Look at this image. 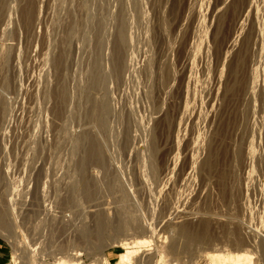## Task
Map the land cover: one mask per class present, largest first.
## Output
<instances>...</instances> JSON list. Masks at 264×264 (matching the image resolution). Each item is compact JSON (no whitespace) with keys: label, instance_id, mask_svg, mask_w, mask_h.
<instances>
[{"label":"rangeland","instance_id":"obj_1","mask_svg":"<svg viewBox=\"0 0 264 264\" xmlns=\"http://www.w3.org/2000/svg\"><path fill=\"white\" fill-rule=\"evenodd\" d=\"M10 1L0 0V210L13 231L0 224V264H52L63 246L82 264H118V236L101 250L79 237L96 205L121 220L118 238L146 242L132 264H198L211 250L264 264V0ZM101 17L115 18L107 28L127 64L109 76L107 136L91 116V95L104 96L94 67L111 66ZM93 126L109 164L90 200L79 163ZM182 224L212 245L190 246Z\"/></svg>","mask_w":264,"mask_h":264},{"label":"bare ground","instance_id":"obj_2","mask_svg":"<svg viewBox=\"0 0 264 264\" xmlns=\"http://www.w3.org/2000/svg\"><path fill=\"white\" fill-rule=\"evenodd\" d=\"M4 1H6V3H8L7 2V0H4ZM8 1H10V0H8ZM29 0H27V2H28ZM32 1V0H31ZM103 1H105V0H103ZM111 1V0H110ZM11 2V1H10ZM1 3H5V2H3V0H2V2ZM5 3V5H6V7L8 6L9 7V5H10V3H9V5L8 4H6ZM13 3H15V2H13ZM13 3H11V4H13ZM19 3V5L21 4V3H23L22 1H21V3L20 2H18ZM113 3V2H112ZM0 5H2V4H0ZM4 5V4H3ZM2 5V6H3ZM15 5V4H14ZM18 4H16V6H17ZM10 6H12V5H10ZM20 6H22V5H20ZM26 6H28V5H25V8H26ZM34 6V5H33ZM7 7V8H8ZM13 7V6H12ZM15 7V6H14ZM35 7V6H34ZM1 8V7H0ZM3 8V7H2ZM16 8V7H15ZM23 8V7H22ZM10 9H11V7H10ZM14 9V8H13ZM13 9H11V10H13ZM29 9H30V7H29ZM35 9V8H34ZM2 9H0V11H1ZM3 10H6L7 11V9H3ZM17 10V9H16ZM26 10H28V8H26L25 9V11ZM31 10V9H30ZM194 10V9H193ZM6 11L4 12V13H6ZM9 11V10H8ZM29 11V10H28ZM39 11H40V9H39ZM18 11H16V13H17ZM31 12V11H30ZM30 12H29V14H30ZM3 13V15H5ZM9 13V12H8ZM13 13V12H12ZM25 13V12H24ZM31 13H33V11L31 12ZM36 13H37V11H36ZM70 13V12H69ZM116 13V12H115ZM1 14V13H0ZM23 14V13H22ZM29 14H28V16H29ZM34 14V13H33ZM33 14H32V16H33ZM93 14V13H92ZM6 15H7V13H6ZM17 15V14H16ZM96 15V14H95ZM110 15V14H109ZM7 16H12L11 15V13H10V15H7ZM36 16V15H35ZM39 16V15H38ZM74 16V15H73ZM113 16V15H112ZM0 17H1V15H0ZM13 17H15V16H13ZM21 17V16H20ZM24 17H26V15L24 16ZM96 17V16H95ZM95 17H93L92 19L94 20V18ZM115 17V16H114ZM113 17V18H114ZM34 18V19H33ZM116 18V17H115ZM114 18V19H115ZM4 19V18H3ZM9 19V18H8ZM12 19V18H11ZM31 20V18H28L27 17V20ZM32 19L34 20L33 22H35V20L37 19V17H36V19H35V17L33 16L32 17ZM63 19V18H62ZM68 19V18H67ZM70 19V18H69ZM78 19V18H77ZM114 19H112V20H114ZM2 20V19H1ZM109 20H111V17H108V18H106V17H101V18H98L97 19V21H96V23L94 22V26H96L97 27V30H98V32H99V37L102 39L101 40V42H100V45H101V48H102V50L104 49V50H106V51H109V54H108V58H109V55H110V57H111V61H109V62H111V66L110 67H112L110 70L111 71H109L108 69L110 68H107V66L106 65H108V64H106V65H103L102 66V64L100 63V64H98V62H97V64H98V66H97V64L95 65V67H94V70L95 69H97L96 70V72H95V74H94V76H93V81L95 82L94 84H95V86H97L98 87V89H101V90H103L104 91V96H103V98H101V101H98L100 98H98L97 99V96H96V94H93V95H91L92 96V101L95 103V104H97V105H95V106H93L92 108H91V116H92V118L95 120V122H94V124L97 122L102 128H104V131H105V129H107V132H108V129L109 128H112L113 127V125L110 123H108L109 122V120H107V118L108 117H106V115H109V114H107V112H110L111 111V108L113 109V107H111V102H110V86H109V76H110V73L111 72H113L114 74H112L113 76L115 75V73L116 74H118V72L119 71H124L125 69H126V66H127V64L125 63L124 64V60H123V58L120 56V53H119V49L118 48H114V42L112 41V39H113V34H112V32L107 28V24L109 23L108 21ZM111 20V21H112ZM21 21V20H20ZM68 21V20H67ZM114 21H116V20H114ZM7 22H9V21H6V23ZM14 22H16L15 21V18H14ZM26 22V21H25ZM32 22V21H31ZM70 22V21H69ZM3 23V22H2ZM11 23V22H10ZM13 23V22H12ZM17 23V22H16ZM19 23V22H18ZM28 23V22H27ZM29 23H30V21H29ZM28 23V24H29ZM114 22H112V24H113ZM1 24V23H0ZM14 24V23H13ZM2 25V24H1ZM4 25H5V21H4ZM17 25V24H16ZM20 25V24H19ZM26 25V24H25ZM25 25H24V28H25ZM111 25V24H110ZM56 26V25H55ZM2 27V26H1ZM13 27H14V25H13ZM35 27V26H34ZM75 27V26H74ZM11 28V27H10ZM30 28V27H29ZM36 28V27H35ZM2 30H3V27L1 28ZM6 28H4V30H5ZM17 29V28H16ZM19 31V30H18ZM72 31V30H71ZM1 32V31H0ZM2 32H5V31H2ZM33 32V31H32ZM9 33V32H8ZM36 33V32H35ZM34 33V34H35ZM38 33V32H37ZM2 34V33H1ZM0 34V35H1ZM13 34V33H12ZM5 35V34H4ZM11 35V34H10ZM15 35V34H14ZM26 37V36H25ZM22 38V37H21ZM114 40V39H113ZM115 41V40H114ZM5 42V41H4ZM31 44V43H30ZM44 45V44H43ZM100 45H99V47H100ZM1 46V45H0ZM33 46H35V45H33ZM9 47H11V46H9ZM37 48V47H36ZM67 48V47H66ZM101 48H99V50L101 49ZM8 49V48H7ZM17 49V48H16ZM65 49V48H64ZM12 50V49H11ZM63 50V49H62ZM66 50V49H65ZM68 51V50H67ZM105 51V52H106ZM33 52V51H32ZM31 52V53H32ZM103 52V51H102ZM105 52H103V53H105ZM22 53V52H21ZM44 53V52H43ZM99 53H101V51H99ZM24 54V53H23ZM28 54V53H27ZM5 55V54H4ZM26 55V54H25ZM40 55V54H39ZM99 55H101V54H99ZM104 55V54H103ZM102 55V56H103ZM106 55V54H105ZM104 55V59L106 60V56ZM63 56V55H62ZM101 57V56H100ZM100 57H98V58H100ZM2 58V57H1ZM20 58V57H19ZM22 58V57H21ZM28 58V57H27ZM95 58V57H94ZM102 58L103 57H101L100 59L102 60ZM25 59V58H24ZM57 59V61H58V58H56ZM97 59V58H96ZM21 60H23V59H21ZM28 60V59H27ZM43 60V59H42ZM93 60V59H92ZM108 60H110V59H108ZM26 61V60H25ZM94 61V60H93ZM100 62V61H99ZM105 62V61H104ZM109 62H107V63H109ZM55 63V62H54ZM57 63H59V62H57ZM61 63H62V60H61ZM106 63V62H105ZM22 64V63H21ZM25 64V63H24ZM29 65V64H28ZM61 65V64H60ZM16 66V65H15ZM17 67V66H16ZM94 73V72H93ZM32 74V73H31ZM111 75V76H112ZM112 76V77H113ZM59 94H58V96L60 97V98H58V99H60L63 103H67V97H66V94L65 93H63L62 94V90H60L59 92H58ZM95 93V92H94ZM103 93V92H102ZM98 95V94H97ZM95 96H96V98H95ZM59 100V101H60ZM62 102H59V103H61L62 104ZM69 102V101H68ZM63 105V104H62ZM61 106V105H60ZM60 106H59V108H60ZM62 107V106H61ZM64 110V109H63ZM114 110V109H113ZM60 111H61V109H60ZM111 114H112V112H110ZM93 119H92V121H93ZM109 119V118H108ZM108 121V122H107ZM93 124V125H94ZM97 124V125H98ZM97 125H95V126H97ZM89 126V125H88ZM87 126V127H88ZM90 127V126H89ZM99 128V127H98ZM94 129V126H93V128H89L87 131H84V133H82L81 135H83V144H84V149H85V155H84V157L81 159V161H80V173L82 174V179H83V182H84V184H83V187L81 188L82 189V191L84 192V194H85V196H86V198H89L90 200L91 199H93V197H96V196H94V192H95V184H97V182L101 179V177H102V175H103V173H105V170H106V167L105 166H107V164H109V163H107L106 164V162H105V160H104V147H103V144L104 143H102V141L99 139L100 137H101V135L102 134H100V137H98V132H96L95 131V129ZM115 129V128H114ZM97 130V129H96ZM111 130V132H114L115 133V131H112V129H110ZM110 130H109V133H110ZM99 131V130H98ZM103 131V132H104ZM102 132V133H103ZM105 133H106V131H105ZM104 134V133H103ZM107 134L108 133H106V136H107ZM109 138L111 137V135L110 136H108ZM103 139V138H102ZM105 139V138H104ZM111 139H113V137L111 138ZM110 139V140H111ZM105 141V140H104ZM107 144H111V143H108L109 141H108V139H107ZM105 142V143H106ZM110 142H112V141H110ZM114 143L113 144H115V141H113ZM112 145V144H111ZM110 145V146H111ZM81 146V145H80ZM198 155H200V154H198ZM109 161V160H108ZM111 162V161H110ZM198 164V163H197ZM96 165V166H95ZM107 172V171H106ZM80 174V175H81ZM115 179V178H114ZM107 181V180H106ZM68 184V183H67ZM98 184H101L100 182L98 183ZM69 185V184H68ZM71 185V184H70ZM111 185H112V183H111ZM79 186V185H78ZM70 187H72V186H70ZM69 187V188H70ZM97 187H99V186H97ZM101 187H102V185H101ZM105 188V190L107 191L109 188H107L106 189V187H104ZM113 188V187H112ZM71 189V188H70ZM98 189V188H97ZM69 190V189H68ZM104 190V189H103ZM110 190V189H109ZM100 190H98V192H99ZM97 192V191H96ZM97 192V193H98ZM110 192V191H109ZM99 195V194H98ZM66 203V202H65ZM64 203V204H65ZM101 205H96L95 206V216L97 215V218H96V220H95V222H94V228H89V227H87V228H84V229H82V231L81 232H79V237L81 238V240L83 239H85L86 241H89V244L91 245V247L90 248H93V250H101V249H104V247H105V244H106V242H107V239H110V237L112 236V238L114 239V236H118L119 237V235L121 236V233H122V231H123V227H122V225H121V223L119 222V221H121V220H119L118 219V221L117 222H115L113 219H111L110 218V216H109V214L110 213H108L107 211H103L102 209H101V207H100ZM11 208V207H10ZM122 209V208H121ZM2 210V209H1ZM0 210V224L3 226V227H5L6 229H9L10 230V232L11 231H13L12 230V228H11V221H9V222H6V224H5V221L3 220V218H2V215H3V211H1ZM121 211V210H120ZM127 211V210H126ZM129 211V210H128ZM44 212V211H43ZM130 212V211H129ZM14 214V213H13ZM19 214V213H18ZM126 214V213H125ZM101 215V216H100ZM15 217V216H14ZM160 223V222H159ZM160 226V225H159ZM17 227V226H16ZM37 227V226H36ZM36 227H35V229H36ZM33 230V229H32ZM8 231V230H7ZM176 232H177V234H178V236L179 237H183V238H185L186 239V241L188 242V243H190V246H192L193 244L192 243H196V244H200L201 246L203 245V247L204 248H206V249H208L207 248V246H210V244L212 243L211 241H212V239L208 236V235H200V234H198V233H195V232H193L192 230H190V228H189V226L187 225V224H182L181 226H179L177 229H176ZM14 233H15V231H14ZM34 233H35V231H34ZM12 235V234H11ZM162 235V234H161ZM166 235V234H165ZM14 236V235H13ZM169 236V235H168ZM117 237V240H115V241H113V245L115 244L116 246H117V244L118 245H120V246H122V247H124L125 249H126V251L125 252H123L122 254H121V256H120V261H119V263L118 264H132V262H133V256L135 255V249H134V247L135 246H137L139 243L140 244H143L145 241H143V240H136V239H130V240H128V239H125V238H118ZM124 237H126V236H124ZM131 237V236H130ZM12 238V240H11V242H13L15 245H16V253H15V260H16V262L18 263V262H22L24 259L23 258H25V256H24V254H23V251H21L23 248L21 247V242L20 243H18L17 241L18 240H15V238L14 237H11ZM94 238V239H93ZM132 238V237H131ZM159 239V238H158ZM24 240V239H23ZM115 242V243H114ZM211 242V243H210ZM146 243V242H145ZM144 243V244H145ZM24 244V243H23ZM139 244V245H140ZM192 244V245H191ZM208 244V245H207ZM146 245V244H145ZM205 245V246H204ZM212 245V244H211ZM85 246V245H84ZM110 246V245H109ZM198 246V245H197ZM200 246V247H201ZM86 247H88V246H86ZM199 247V246H198ZM199 247V249H201ZM237 248H241V245L240 246H236ZM22 248V249H21ZM62 248V247H61ZM215 248V247H214ZM21 249V250H20ZM63 249H65L66 251H64V256H61V257H58V261L57 260H55V262H53L52 264H82V259L80 258V256L81 255H83V253H82V251L80 252V250H76L75 248H72V247H68V248H65L64 246H63ZM78 249H80V248H78ZM152 249V248H151ZM217 249V248H216ZM215 249V250H216ZM20 250V252H18ZM202 250V249H201ZM214 250V249H213ZM137 251H138V249H137ZM202 251H204V250H202ZM212 251V250H211ZM211 251L209 252V251H206L205 252V254H201V255H199V256H201V262L200 263H198V264H227V263H229V262H231V261H233V264H239L240 263V261H242V260H245L244 258H246L247 260L250 258V256H245L244 254H236V255H234V256H231V255H228V256H225V258H224V260H219L220 259V254H218V253H216V252H213V253H211ZM134 254V255H133ZM150 258V257H149ZM93 262V261H92ZM98 262V261H97ZM104 262V261H103ZM28 263H30V262H28ZM96 264V263H95Z\"/></svg>","mask_w":264,"mask_h":264},{"label":"crops","instance_id":"obj_3","mask_svg":"<svg viewBox=\"0 0 264 264\" xmlns=\"http://www.w3.org/2000/svg\"><path fill=\"white\" fill-rule=\"evenodd\" d=\"M2 257L3 255H2V252L0 251V261L2 260Z\"/></svg>","mask_w":264,"mask_h":264}]
</instances>
